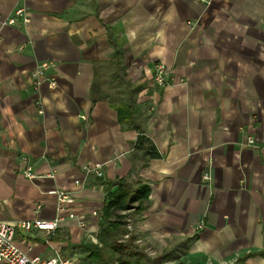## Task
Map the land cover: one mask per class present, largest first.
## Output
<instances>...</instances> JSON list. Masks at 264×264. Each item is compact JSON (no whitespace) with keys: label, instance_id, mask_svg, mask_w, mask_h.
<instances>
[{"label":"crops","instance_id":"obj_1","mask_svg":"<svg viewBox=\"0 0 264 264\" xmlns=\"http://www.w3.org/2000/svg\"><path fill=\"white\" fill-rule=\"evenodd\" d=\"M21 7L30 24L0 23L1 217L53 219L48 191L62 188L86 226L64 213L52 238L18 231V247L80 264L79 246L97 243L109 193L124 182L149 186L127 220L155 256L176 249L184 264L247 255L264 264V0H0V18ZM45 62L48 81L35 89ZM159 63L170 70L165 87L153 81ZM141 131L159 158L135 149ZM96 163L102 179L83 171Z\"/></svg>","mask_w":264,"mask_h":264},{"label":"trees","instance_id":"obj_2","mask_svg":"<svg viewBox=\"0 0 264 264\" xmlns=\"http://www.w3.org/2000/svg\"><path fill=\"white\" fill-rule=\"evenodd\" d=\"M120 57L121 51L117 49L114 54V64L119 71H122ZM117 111L122 124H131L129 110L117 107ZM135 149L144 151L151 159L160 157L155 145L142 131ZM115 185L117 189L109 193L107 204L101 214L99 230L96 234L97 243L79 246L80 264H168L175 261L184 264L180 262V253L176 249L164 251L154 258L149 257L146 248L137 244L136 237L128 228V212L143 210L149 199V186L137 184L134 188H128L124 186V182ZM249 257L250 255L243 256L234 264H247Z\"/></svg>","mask_w":264,"mask_h":264},{"label":"built area","instance_id":"obj_3","mask_svg":"<svg viewBox=\"0 0 264 264\" xmlns=\"http://www.w3.org/2000/svg\"><path fill=\"white\" fill-rule=\"evenodd\" d=\"M31 22V13L28 7H21L15 10L12 16L7 19H1L0 23L2 26H16L19 23L28 25ZM53 65L51 63L45 62L39 64L34 72L32 73L31 80L32 85L35 89H39L40 86L48 81L46 73L51 69ZM153 81L155 85L159 87H165L170 84V70L166 65L159 63L156 64L154 70ZM51 87L56 86V82L53 80L50 83ZM39 113H43L40 111ZM255 139L249 137L247 140V146L254 147ZM23 160L27 163L25 167V176L29 179H35L33 167L29 163L28 158L24 157ZM83 171L86 176H94L98 179L103 178V164L96 163L93 165L83 166ZM205 181L210 180L209 174H205ZM77 188L83 187V181L77 179L74 181ZM48 194L56 197V210L58 216L53 219H37L34 221H19L16 223H9L2 219L1 217V207L2 202L0 200V264H75L72 259L63 257L57 254L52 257H42V256H30L23 250H21L16 244L15 238L17 232L30 233L33 231H38L43 233L47 238H52L57 230L61 227L62 223L65 221L64 213L67 217L72 220H77L81 228H85L86 220L84 217H79L73 211V206L76 203L74 192H69L62 188L51 189ZM92 216H98L97 212H93ZM202 228V227H201Z\"/></svg>","mask_w":264,"mask_h":264},{"label":"rangeland","instance_id":"obj_4","mask_svg":"<svg viewBox=\"0 0 264 264\" xmlns=\"http://www.w3.org/2000/svg\"><path fill=\"white\" fill-rule=\"evenodd\" d=\"M111 71H113V68H112V67H111V68H108L107 72H111ZM147 254H148V256L151 257V258H154V257H155V254L152 253V252L147 251ZM168 264H171V262L168 263Z\"/></svg>","mask_w":264,"mask_h":264}]
</instances>
